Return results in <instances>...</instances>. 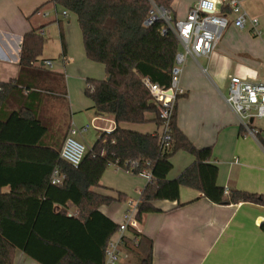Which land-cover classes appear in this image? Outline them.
<instances>
[{
    "label": "trees",
    "instance_id": "1",
    "mask_svg": "<svg viewBox=\"0 0 264 264\" xmlns=\"http://www.w3.org/2000/svg\"><path fill=\"white\" fill-rule=\"evenodd\" d=\"M51 2L76 17L86 58L104 66V79L86 80L85 96L98 114L112 116L116 127L100 133L77 168L60 160L68 124L61 120L55 124L26 105L21 89L12 93L21 86L23 76L32 81L25 84L29 93L40 89V80L56 77L36 65L42 37L34 31L26 34L19 79L0 84V264H14L15 252L38 264H104L107 241L117 226L99 212V207L123 200L121 195L114 200L93 191L109 166L126 170L128 163L136 162L133 175L143 169L151 174L137 203V224L144 215L156 211L154 202L177 201L180 187L198 190L218 205L264 203V196L246 192L234 190L228 197L223 195V189L216 185L217 168L207 163L210 148L196 149L177 128L176 104L167 150L161 148L157 133L140 134L118 126L145 124L146 114L154 115L160 125L156 104L143 80L169 88L179 44L162 21L150 27H144L143 21L151 3L171 12L173 0ZM178 150L191 154L195 161L169 181V160ZM54 169L65 175L59 186L50 182ZM14 174L23 175L14 178ZM5 187H9L8 192H2ZM68 203L77 208V216L67 217ZM129 230L138 241L134 244L126 239L124 248L136 255V264H151V241Z\"/></svg>",
    "mask_w": 264,
    "mask_h": 264
},
{
    "label": "crops",
    "instance_id": "2",
    "mask_svg": "<svg viewBox=\"0 0 264 264\" xmlns=\"http://www.w3.org/2000/svg\"><path fill=\"white\" fill-rule=\"evenodd\" d=\"M238 1L250 17L258 20V33L248 23L247 30L229 25L208 57L185 58L178 78L182 95L176 102L175 119L177 128L196 149L210 148L207 163L217 168L218 187L227 189L229 194L235 190L264 196V127L254 126L258 131L256 138L246 135L225 102L231 77L264 83V66L260 63L264 62V0ZM194 2L173 0L174 18H184ZM62 12L51 0H0V84L19 79L24 36L31 31L41 37L51 35L48 26L56 25L58 40H50L58 47L56 64L54 59L42 60L41 55L36 63L56 77L40 80V89L29 93L25 86L32 81L23 76L21 86L12 93L21 89L22 97H27L26 105L41 111L51 121L66 122L67 132L70 127L78 130L75 138L88 150L102 131L114 130L116 124L112 116L98 114L93 102L85 96L86 80L104 79L105 69L86 58L76 17L71 13L63 16ZM46 61L51 68L43 66ZM145 117L148 120L145 124L118 126L140 134L158 133L154 115ZM91 122L94 133L84 139L83 134L90 128L86 132L82 129ZM169 161L171 170L166 179L172 181L195 158L178 150ZM146 184L138 175L107 167L99 187L93 191L114 200L121 195L123 200L102 205L99 212L118 226L131 205L139 201ZM8 191L9 187L2 189ZM153 207L156 211L144 215L134 228L139 236L151 241V264H264V203L218 205L205 199L198 190L180 187L177 201H156ZM65 211L67 217L78 215L77 208L69 203ZM125 236L138 241L131 230ZM136 263V255L123 247L117 264ZM14 264L38 263L15 252Z\"/></svg>",
    "mask_w": 264,
    "mask_h": 264
},
{
    "label": "built area",
    "instance_id": "3",
    "mask_svg": "<svg viewBox=\"0 0 264 264\" xmlns=\"http://www.w3.org/2000/svg\"><path fill=\"white\" fill-rule=\"evenodd\" d=\"M62 15L65 16L66 12L63 11ZM230 16L233 17L231 22L228 21ZM156 21H162L166 28L173 32L179 44V52L175 56L174 67L171 71L169 88L160 87L143 80L144 86L156 104L160 121V131L157 133L159 143L162 149L167 150L171 140V117L177 99L182 95V90L178 87V78L180 66L184 63L185 58L188 56L193 58L208 57L229 25L238 30H243L248 23L251 30L256 34L258 33L259 22L256 18L248 16L238 0H195L182 21L173 19L169 10L151 3L150 11L143 21V26L150 27ZM163 33H166V30ZM43 66L52 67L49 61L43 62ZM225 102L238 117L246 135L256 138L258 131L251 127L250 120L264 119V83H250L236 76L231 77ZM92 127L93 122L85 126L82 132H86ZM110 131L112 130L102 132L109 133ZM78 134V130L70 127L59 151L60 160L73 168L79 166L87 151L85 146L76 140L75 137ZM126 166V170L112 167L132 174L137 164L130 162ZM138 176L147 182L151 180V174L146 169H143ZM64 178L63 173L54 169L50 182L52 185L59 186L63 183ZM223 195L226 197L229 195L227 189L223 191ZM137 203L131 205V209L123 215L117 230L108 239L104 251V264L118 263L122 248L125 245V233L137 225L135 219ZM133 242L136 244L137 240L133 239Z\"/></svg>",
    "mask_w": 264,
    "mask_h": 264
},
{
    "label": "rangeland",
    "instance_id": "4",
    "mask_svg": "<svg viewBox=\"0 0 264 264\" xmlns=\"http://www.w3.org/2000/svg\"><path fill=\"white\" fill-rule=\"evenodd\" d=\"M248 1H250L249 3H252L251 1H253V0H248ZM171 16H172L173 19H175L174 18L175 16H174L172 10H171ZM184 18H180V19H177V20L182 21V20H184ZM250 18H252V17H250ZM232 20H233V17L230 16L228 18V21L231 22ZM48 28H50L51 35H49V33H47L44 37H42L43 47L44 48L42 47L41 58H42V60H44V59H54L55 60L54 64H56V61H57L56 57H57V54H58V47L55 46L53 44V41H50V40H51V38L52 39L56 38L58 40L57 27H56V25L52 24V25L48 26ZM247 29L248 28H244V30H247ZM248 32L253 35V33L251 31H248ZM223 36H224V33H223L222 37ZM260 63L262 64V66H264V62H260ZM53 121L56 124V122H58V119H53ZM86 121H88L87 123H89V120H86ZM254 126H262V127H264V119H254L253 123L251 124V127L255 128ZM91 132L94 133V129H90L88 131V133L83 134L84 139H88L87 137H90Z\"/></svg>",
    "mask_w": 264,
    "mask_h": 264
},
{
    "label": "water",
    "instance_id": "5",
    "mask_svg": "<svg viewBox=\"0 0 264 264\" xmlns=\"http://www.w3.org/2000/svg\"><path fill=\"white\" fill-rule=\"evenodd\" d=\"M108 79V78H107ZM253 123V120H250V124H252Z\"/></svg>",
    "mask_w": 264,
    "mask_h": 264
}]
</instances>
